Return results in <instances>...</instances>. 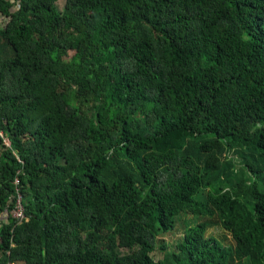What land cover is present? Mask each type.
Listing matches in <instances>:
<instances>
[{"label":"trees","instance_id":"1","mask_svg":"<svg viewBox=\"0 0 264 264\" xmlns=\"http://www.w3.org/2000/svg\"><path fill=\"white\" fill-rule=\"evenodd\" d=\"M0 17V264H264V0Z\"/></svg>","mask_w":264,"mask_h":264},{"label":"rangeland","instance_id":"2","mask_svg":"<svg viewBox=\"0 0 264 264\" xmlns=\"http://www.w3.org/2000/svg\"><path fill=\"white\" fill-rule=\"evenodd\" d=\"M57 5H58L59 10H61L63 8L64 3L60 2ZM4 23H5V20L0 17V28L3 27ZM181 223L182 222L176 223L173 229L174 235H172L171 233L164 235V239H166V241H169L171 244H173L174 241L180 238L182 234V229H183V226ZM206 234L216 237L217 239L221 240L226 245L234 246V242L231 239L230 235L224 230H222L219 226L213 225L209 230L206 231Z\"/></svg>","mask_w":264,"mask_h":264},{"label":"built area","instance_id":"3","mask_svg":"<svg viewBox=\"0 0 264 264\" xmlns=\"http://www.w3.org/2000/svg\"><path fill=\"white\" fill-rule=\"evenodd\" d=\"M15 184L17 183L15 182ZM13 217H15L16 219H21V220L24 219L20 195H18V198H17L16 209L15 211H13Z\"/></svg>","mask_w":264,"mask_h":264}]
</instances>
